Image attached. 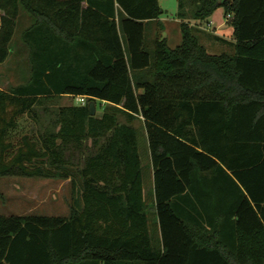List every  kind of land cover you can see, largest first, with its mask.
<instances>
[{
  "label": "trees",
  "instance_id": "obj_1",
  "mask_svg": "<svg viewBox=\"0 0 264 264\" xmlns=\"http://www.w3.org/2000/svg\"><path fill=\"white\" fill-rule=\"evenodd\" d=\"M38 1L0 0V63L19 6L33 19L30 75L0 89V177L68 179L71 202L0 215V264H264V0H177L174 48L148 38L158 0H67L70 22ZM218 8L232 54L191 24Z\"/></svg>",
  "mask_w": 264,
  "mask_h": 264
},
{
  "label": "rangeland",
  "instance_id": "obj_2",
  "mask_svg": "<svg viewBox=\"0 0 264 264\" xmlns=\"http://www.w3.org/2000/svg\"><path fill=\"white\" fill-rule=\"evenodd\" d=\"M163 17L166 27L162 36L167 39V45L174 48L180 43L179 24L176 23V13L178 10L177 0H160ZM223 12V10H222ZM219 14V13H218ZM217 16V14H216ZM213 19L217 21V17ZM221 19H225L224 14ZM193 21H191L192 23ZM197 24V23H196ZM201 26L206 27L204 24ZM226 25L224 27H227ZM206 29V28H205ZM207 37H198L200 43L211 54L227 53L232 54V47L224 45L214 37L213 30L204 31ZM151 46V45H149ZM4 66L0 67L1 85L7 89L13 84L9 75L4 74ZM59 104H75L74 98L62 97ZM103 103L95 101L96 113L100 114L103 110ZM135 126L142 131V125L136 121ZM144 131L140 138V145H144ZM71 202V190L68 179H42L27 177H0V215H23L41 214L48 216H67L69 204Z\"/></svg>",
  "mask_w": 264,
  "mask_h": 264
},
{
  "label": "crops",
  "instance_id": "obj_3",
  "mask_svg": "<svg viewBox=\"0 0 264 264\" xmlns=\"http://www.w3.org/2000/svg\"><path fill=\"white\" fill-rule=\"evenodd\" d=\"M57 1H58L57 3H58L59 21L60 22L64 21V19L66 18L67 21L70 22L71 21L70 15H66V13H64L66 11V8L64 6H66L67 0H57ZM38 2H40V5H43L44 8L47 5L42 0ZM158 4H159V7L161 8L160 0H158ZM87 6L88 5L85 1L81 3L80 9H79L80 10L79 15L77 19L76 17H74L73 22L75 21V23L73 25H76L77 23L81 22L82 10H85ZM222 10H223L222 8H218L217 10L213 12L211 17L209 18L208 23L205 25L206 27L201 26V24L197 25L196 22L194 21L191 24L196 26L198 30L197 31L198 37L199 36L201 38L204 36L207 37L204 31L213 30V32H215L216 34L214 36L219 37L221 39L220 42H222L224 45H229L230 47H232L231 43H232L233 29L230 26L224 27L227 25L226 23L227 18L221 19L223 15ZM161 11L163 10L161 9ZM214 16L217 17L216 19L218 22H216L213 19ZM175 20H176L175 22L179 24L180 21L178 19H175ZM32 23H33L32 17L19 6L18 15L15 19V31H14V34L11 40L9 55L7 59L5 60V62L0 63V67L4 66V70H5L4 74L9 75V77L11 78L10 81H13L12 85H18V84L25 82L30 75V64L28 62L29 51H28V48L23 44L21 40V35H22V32L26 28L31 26ZM158 23L161 24V27H162L161 29ZM166 26L167 25L165 23V19L162 14L159 16L157 20L148 22V25H147L148 38L154 39V37L158 34L161 37H163L162 32ZM180 38H181V35H180ZM180 42H181V39H180ZM0 83H1V80H0ZM0 89H5V88L0 84ZM151 182H152V177L150 174V177L146 183V186H150Z\"/></svg>",
  "mask_w": 264,
  "mask_h": 264
},
{
  "label": "built area",
  "instance_id": "obj_4",
  "mask_svg": "<svg viewBox=\"0 0 264 264\" xmlns=\"http://www.w3.org/2000/svg\"><path fill=\"white\" fill-rule=\"evenodd\" d=\"M229 18V16H227ZM75 104L77 105H85L86 104V98L85 96H74Z\"/></svg>",
  "mask_w": 264,
  "mask_h": 264
},
{
  "label": "water",
  "instance_id": "obj_5",
  "mask_svg": "<svg viewBox=\"0 0 264 264\" xmlns=\"http://www.w3.org/2000/svg\"><path fill=\"white\" fill-rule=\"evenodd\" d=\"M88 112L89 115L95 114V103L93 101L88 102Z\"/></svg>",
  "mask_w": 264,
  "mask_h": 264
}]
</instances>
